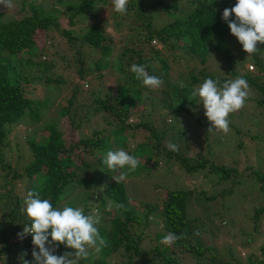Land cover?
Segmentation results:
<instances>
[{
    "label": "trees",
    "instance_id": "obj_1",
    "mask_svg": "<svg viewBox=\"0 0 264 264\" xmlns=\"http://www.w3.org/2000/svg\"><path fill=\"white\" fill-rule=\"evenodd\" d=\"M28 1L22 0V8ZM220 1L222 2V0H163L155 4L148 0H131L127 5V13L120 14V16L127 17L133 14L135 19L133 27L135 30L138 29V34L131 33L130 37L134 36L131 44L124 47L113 59L112 54L116 46L114 38L107 37L108 34L102 27L106 21L105 17H99L94 23L84 26L79 33L75 30H65L64 36L68 37L67 44L74 51V61L77 63L75 68L81 85L77 82L71 92L62 93L67 95V99L58 111L61 123L66 121L68 124H75L73 117L76 111L73 110L82 104L80 96L85 89L83 82L88 81L86 76L91 74V70L98 71L112 66L116 67L120 75L123 74V70L127 71V68L130 71L129 66L132 64L146 66L150 75L158 76L163 80L161 87L157 88L160 93L159 99L154 96V93H151L152 90H147L167 116L183 111L186 114H194L195 121H198L196 112H202L200 118L204 121L203 127H206L205 124L209 121L205 116L203 105L196 102L198 98L189 100L192 98L191 92L194 88L203 83L206 78L219 79L223 83L229 79L243 77L247 80L251 92H256L261 97V99H255L256 106H264V61L262 57L264 56V44L258 43L257 51L249 58V61L252 62L251 70H254V66L256 70L251 71L246 67L244 72H240L239 69L243 68V65L237 60V54L229 37L230 28L222 19V14H218L216 10ZM53 2L64 6L65 12L68 11L69 24L73 25L75 20L96 18L95 8L97 5L108 1L54 0ZM235 3L236 0H225L223 4L231 8ZM27 6L29 14L9 20L2 19L4 12L0 8V171H6L7 175L12 176L11 180L4 183L7 190L0 194V200L7 202V214L0 215V261H3V264H19L18 257L25 251L28 253L26 259L33 260L32 236L29 234L23 240L17 236L23 231L24 225L28 223V218L20 210L27 192H38L40 198L49 199L53 207L62 206L61 197L65 200L70 191L79 188L77 186H87L88 182L80 178L77 171L80 166H87L84 152L91 154L97 148H106L104 136L110 137L112 131L110 132L109 128L114 127L112 129L115 130L114 133L120 132L125 140L121 144L122 147H126L127 142H130L131 137L136 133L135 131L142 128L150 132V137L147 139L149 142H140L134 150L144 153V151L147 152V146L150 147L149 151L152 147L158 153L165 150L167 157H175V160L188 173L208 168L222 182L233 178V184L232 188L226 191L224 189L221 193L212 196L208 195L207 191L167 189L160 205L155 209L162 217L164 225V232H159L156 238L161 241L168 233H175L182 238L176 240L171 246L157 243L154 247L145 250L140 247L145 236L144 230L136 227V223H140L141 218L130 207V202L133 201L126 192L124 181L117 184L114 180H109L104 184L105 188L98 193V197L94 198L99 202L97 208L106 210V215L110 216L113 210H116L118 214L115 217H110L111 227L103 226L101 221L103 218L98 217L99 223L96 227L100 236L106 241V245L99 246L98 251L91 248L92 252H89V256L80 264H108V258L110 259L117 252L121 257L126 258V264H180L179 256L182 257L184 254H190L195 259V264H264V248L261 249L262 257L258 258L249 254L245 257V262L241 261V257L233 255L231 250L230 258L221 257L220 253L212 252L210 260V255L207 256V253L211 252V246L192 242V235L200 230L198 224L201 222L196 223L195 218L189 217L187 213L188 197L201 196L207 203L220 196H229L233 193L235 185L240 183L238 178H241L242 174L238 168L218 165L213 159L204 156L198 157L197 155V160L190 162L183 155L184 152L181 148L178 152H173L162 145V139L167 132L170 141L179 145L183 139L182 135L187 133L188 128L185 130L178 128L179 136L177 138L170 136L169 128L174 129V126L165 122L164 119L156 117L152 119V115H157L156 107L152 104V109L149 112L146 109L147 101H152L153 98H146L136 84L135 87L126 85L120 89V93L116 92L115 94L106 93L103 96H98L95 92H90L92 99L89 101V106L92 109V115H98L101 121L108 125L94 128L93 136H86L83 133L78 142L67 144L63 126H59L57 122H47L45 130L48 135L41 134L38 137L35 134L33 137H25L30 151V160L27 163L22 167H15L7 161L4 149L11 148L9 138L14 133V128L25 121L26 116L35 121L39 119L41 107L46 103V100H41L44 93L43 86L52 82L59 86L67 85V79L57 73L55 69V59H46L44 55L49 54V48L53 44L46 45L47 42L50 43L49 40L40 42L38 39L39 30L48 37V30L51 27H58L57 14L55 13L58 9L45 10L43 5L36 0L28 3ZM116 13L114 12L112 15L117 18ZM232 18H235L234 14ZM159 21L163 22L157 26L156 23ZM115 25H119V22L116 21ZM153 40L156 41V44L157 41L160 42L162 49L158 48L155 43L153 45ZM86 46L93 48L94 53L99 57L94 60L87 58L84 54ZM239 46L240 50L244 51L240 43ZM211 56H215L222 66H227L226 69H223L222 74L208 69L207 63ZM65 57L64 55L60 58L63 64L67 62ZM179 58L185 62L184 66H188L192 62L198 64L194 68L192 66L189 68V79L186 83L177 78V80H172L173 75L176 77ZM29 66L38 67L43 75L47 74V78L43 81V77L39 76L42 81L39 82L36 79L34 80L37 81L36 83L34 81V84L28 83V80H25V77H22L20 73H23L22 70ZM66 66L68 65H64V67ZM101 77L97 75L98 79ZM90 81L87 82L89 86L92 83ZM142 89L144 88L142 87ZM36 91L39 92V95H35ZM162 94L166 96L165 99H162ZM250 98L254 99L253 96ZM132 112H141L150 120H140L134 125L128 122ZM82 113L86 115V110H82ZM83 124L78 122L76 126L83 128ZM198 124L201 123L198 121ZM161 125L164 126L163 131L158 129ZM155 139L157 140L156 145L151 143ZM238 145L241 146V143L239 142ZM245 168L255 175L258 183L261 184L260 190L264 192V173L253 167ZM16 180L25 183L24 194L14 192L16 183L13 184V181ZM88 198L90 199V197ZM107 202L112 205L111 210L107 207ZM116 204H120L122 207L117 208ZM64 205L75 207L68 201H65ZM82 209L86 215L93 213V208L89 204L82 206ZM261 214H264V206L255 210L254 225L256 230L261 226ZM212 215L213 213H210L211 217ZM175 250L177 252H174ZM66 251L73 250L59 245L54 254L62 255ZM205 258L207 260H204Z\"/></svg>",
    "mask_w": 264,
    "mask_h": 264
},
{
    "label": "rangeland",
    "instance_id": "obj_2",
    "mask_svg": "<svg viewBox=\"0 0 264 264\" xmlns=\"http://www.w3.org/2000/svg\"><path fill=\"white\" fill-rule=\"evenodd\" d=\"M32 1L33 0H29L28 3ZM53 1L54 0H36V2H40V4L43 5L45 10L58 9V11H55L57 14L56 19L58 21V27H51L50 30H48V37L39 30L38 39L40 42L41 40H49L50 43L47 42L46 45L53 44L51 45L52 47L49 48V54L44 55L46 59H55V69L57 73L67 79V85L59 86L54 82L48 83L47 85L45 84L43 86L44 93L41 100H46V103L41 107L39 119L35 121L26 116V120L22 121L14 128V133L9 138V146L11 148L6 147L4 151L7 161L15 167H22L30 160V151L28 149V144L25 142V137H33L35 134L38 137H40L41 134L48 135V132L45 130V123L47 122H57L59 126H63L66 133L64 138L67 144L78 142L80 135L83 133L86 136H93L92 132L94 128L108 126L101 121L98 115H92V109L89 106V101L92 99L90 92H95L96 95L103 96L106 93H120V89L126 85H133L134 87L137 85L146 98H153V93L158 99L160 96L158 89L152 90L143 86L142 82L136 79L134 73L131 75V70L129 71L128 68L127 71L123 70V74L120 75L116 67L112 66L102 68L98 71L91 70V74L86 77L88 80L87 82L89 83V80H91L90 82L92 83L89 88L83 90L80 96V101H82L81 106L73 110L76 111L73 117L75 124L71 125L66 121H62L61 123V117L58 111L67 99V95H63L62 93L66 91L68 93L71 92L74 84L77 82L81 85V80L75 68L77 63L74 61V51L69 48L67 44L68 37L64 36V31L69 29L79 33L84 26L94 23L99 17H105L106 21L103 23L102 27L104 28V32L108 34L107 37L114 38L116 46L112 54L113 59L116 58L115 56L118 55L124 47L131 44L134 36L131 35L130 37V34H138V29L135 30V27H133V25H135L133 14L125 17L120 16V13H116V16H118L117 18L112 15L116 12L112 0H107V3H100L97 5L95 8L96 18L75 20L76 22L73 25L69 24L68 11L65 12L64 6L55 4ZM78 1L79 0H71V2ZM130 1L131 0H128V4ZM148 1L157 4L159 1L163 0ZM223 3H225V0H222V2L220 1V5L216 8L218 14H223L224 9L228 8V6ZM22 4V0H14V7L12 9H5L4 5H0L1 10L4 12L2 19H16L29 14L27 4L24 8H22ZM116 21L119 22V25H115ZM162 22L163 21H159L156 25L159 26ZM229 35L233 43L234 51L237 54V60L242 62L243 65V68L239 69V71L244 72L246 67L251 70L250 67L248 68V65L252 64V62L249 61L251 56L245 51L240 50L239 41L234 35L230 33ZM152 44L154 45V43ZM155 45L162 49V44L160 42L157 41ZM94 52L95 50L93 48L88 46L84 48V54L91 60L99 57L98 54ZM64 55L66 56L65 59L67 62L63 64L60 58ZM262 57L264 61V56ZM179 59L176 66V77L173 75L172 80L177 78L186 83L189 79V68H191V66L194 68L198 64L192 62L188 66H184L185 62L181 58ZM207 64L208 69H210V71L213 70L215 73L222 74L223 69L227 68L225 65L222 66L215 56H211ZM64 65L68 66L64 67ZM153 65L156 67L155 64ZM130 68L131 65L129 66V69ZM253 69L254 70L251 71L256 70L255 66ZM22 71L23 73H20V75L25 77L24 79L28 80V83L31 84H34V80L36 79H38L39 82L42 81L39 76L43 77V81L47 78V74L45 73L43 75L42 71L35 66L26 67ZM178 72H180V74H177ZM97 75L102 77L98 79ZM142 87L144 89H142ZM147 89H149V91L152 90V94L149 93ZM250 89H248L249 98H247L245 106L239 111L229 115L228 119L230 124L227 134L221 131L208 132L207 129H209L210 124L207 123L205 124L206 127H203L204 121L200 118L202 112H196L199 119L198 121L201 123L198 124V121L194 119V114H186V112L180 111L175 115L167 116V114L161 110L160 106L155 103L154 98L151 99L152 101H147V112L152 109V104L156 107L155 110L157 115H152V119L155 117L164 119L165 122L174 126V129L169 128V135L173 138L179 136L177 132L178 128H182L183 130L188 128L187 133L182 135L183 139L179 144V148H181L184 152H182L183 155L187 157L190 162L197 160V155L198 157L204 156L213 159L218 165H223L228 168H238V171L242 174L241 178H238L240 183L235 185L233 193L229 196H220L207 203L201 196L193 195L188 197L187 213L189 217L195 218L196 223L201 222L198 224L200 230L197 229L198 231L194 232L192 235V242L211 246V252L207 253V256L210 255V260L212 259V252H218L221 257L230 258V250L233 251V255L236 257H241L242 262H245V257L249 254L258 258L263 255L261 254V249L264 248V214H261V226L256 230L254 225V213L256 209L264 206V192L260 190L261 184L258 183L255 175L251 173V171L246 170L245 167H253L264 173V106H256L255 99H261V97L258 93L251 92ZM35 95H39V92L36 91ZM252 96L254 99L250 98ZM165 98L166 96L162 94V99ZM84 109L86 110V115L82 113ZM105 117L107 118V116ZM140 120L148 121L150 118L146 115H142L141 112H132L128 122L136 125ZM78 122L84 123L82 125L83 128H78L76 126ZM112 129H114V127L109 128L110 132L112 131L110 137L104 136L106 139V148H97L92 151L91 154H87L86 151L84 152L87 166H80L77 171L79 172V177L88 182L87 186H77L79 188L70 191V194L65 197L61 205L63 206L65 201H68L78 208H82V206L89 204L92 206L93 210H96V215L103 218L101 220L102 225L111 227L110 220L112 217L117 216V211L113 210L110 216L106 215V210H99L97 208L99 202L94 197H98V193L105 188L104 184L109 180L113 181L112 175L117 174L104 165L103 155L108 150L123 149L127 151L140 161L137 169L128 173L127 178L124 180V184L127 194L132 198L131 201H133L130 202V207H132L141 218V222H137L136 227L144 230L145 236L140 247L145 250L160 243L156 235L159 232H164L162 217L158 215L155 209L160 205L163 194L167 189H185L196 192L207 191V194L212 196L221 193L224 189L226 191L232 188L233 178L222 182L219 180L218 176L211 173L208 168H201L199 171L190 174L177 160H175V157H167L165 150L162 153H158L152 147L149 151V146L146 148L147 152L144 151V153L134 150L136 148L135 146L140 142H149L147 139L150 137V132L145 129L141 128L136 130L134 136L131 137V141L127 142L128 145L126 147H122L121 145L125 141L121 133L117 132L115 134V130ZM158 129L163 131L164 126L161 125ZM167 135L168 132L165 134L164 139H162V145L166 146L167 142L170 141V137H167ZM239 142L241 146L238 145ZM151 143L156 145L155 143H157V140L155 139V141ZM154 147L156 148V146ZM124 171H127V169H124ZM7 173L6 171H0V194L5 193L7 190L4 183L12 179V176L7 175ZM14 183H16V191L14 192L24 194L26 187L25 183L18 180L13 181V184ZM89 194L91 195L87 196ZM86 196L90 197V199H87ZM107 207H109L108 202ZM6 208L7 202H5V200H0V215L7 214ZM210 213H213L212 217ZM197 232L199 234H196ZM89 252L92 251L89 249ZM174 252L177 251L175 250ZM179 258L181 259L180 264L196 263L195 259L190 254H184L182 257L179 256ZM204 260H207V258ZM0 264H3V261H0ZM108 264H126V258L121 257L119 252H117L110 259L108 258Z\"/></svg>",
    "mask_w": 264,
    "mask_h": 264
},
{
    "label": "clouds",
    "instance_id": "obj_3",
    "mask_svg": "<svg viewBox=\"0 0 264 264\" xmlns=\"http://www.w3.org/2000/svg\"><path fill=\"white\" fill-rule=\"evenodd\" d=\"M112 4L117 13H127L128 0H112ZM0 5H4L5 9H12L14 0H0ZM222 19L248 55L257 51L258 43L264 44V0H236L233 7L224 9ZM249 67L252 69L250 65ZM130 70L136 79L149 89L155 90L163 84L161 78L148 73L146 66L132 64ZM86 82H83L85 89L90 87L88 83V86L85 85ZM248 89V82L243 77L229 79L223 83L219 79L206 78L194 88L189 100L198 98L196 102L203 105L210 124L208 132L221 131L227 134L230 124L228 117L245 106ZM166 147L173 152L179 151V145L171 141L167 142ZM103 163L109 170L117 173L112 175V179L119 184L127 178L129 172L137 169L140 161L127 151L116 149L108 150L103 155ZM60 199L63 201L64 198ZM115 207L120 208L122 205L116 204ZM111 208L112 205L109 204V210ZM20 210L28 218V223L17 236L23 240L30 234L34 247L33 260L26 259L28 253L25 251L18 257L19 264H80L89 256V249L95 248L98 251L99 246L106 245L96 227L99 223L96 210L86 215L84 210L78 207H53L49 199H41L39 193L34 191L27 192ZM181 238L175 233H168L160 243L171 246ZM59 245L73 251L56 255L54 253Z\"/></svg>",
    "mask_w": 264,
    "mask_h": 264
},
{
    "label": "built area",
    "instance_id": "obj_4",
    "mask_svg": "<svg viewBox=\"0 0 264 264\" xmlns=\"http://www.w3.org/2000/svg\"><path fill=\"white\" fill-rule=\"evenodd\" d=\"M156 41H154V43H155ZM86 86H88V84H87V82H86V84H85Z\"/></svg>",
    "mask_w": 264,
    "mask_h": 264
}]
</instances>
